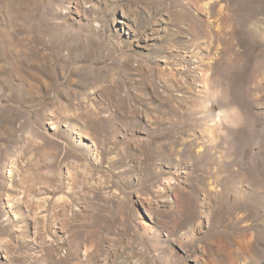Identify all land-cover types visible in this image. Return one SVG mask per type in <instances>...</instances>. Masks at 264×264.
Returning a JSON list of instances; mask_svg holds the SVG:
<instances>
[{"label":"rangeland","instance_id":"rangeland-1","mask_svg":"<svg viewBox=\"0 0 264 264\" xmlns=\"http://www.w3.org/2000/svg\"><path fill=\"white\" fill-rule=\"evenodd\" d=\"M0 264H264V0H0Z\"/></svg>","mask_w":264,"mask_h":264}]
</instances>
